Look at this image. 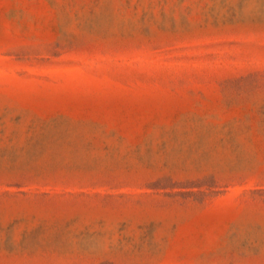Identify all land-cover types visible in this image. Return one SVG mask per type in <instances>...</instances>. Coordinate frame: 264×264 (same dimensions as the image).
<instances>
[{"label":"rangeland","instance_id":"rangeland-1","mask_svg":"<svg viewBox=\"0 0 264 264\" xmlns=\"http://www.w3.org/2000/svg\"><path fill=\"white\" fill-rule=\"evenodd\" d=\"M0 264H264V0H0Z\"/></svg>","mask_w":264,"mask_h":264}]
</instances>
